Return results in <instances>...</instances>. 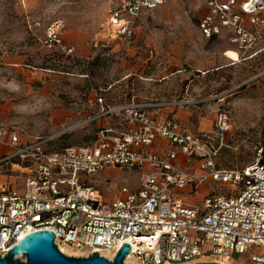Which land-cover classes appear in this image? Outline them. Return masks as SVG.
I'll return each mask as SVG.
<instances>
[{
    "label": "built area",
    "instance_id": "obj_1",
    "mask_svg": "<svg viewBox=\"0 0 264 264\" xmlns=\"http://www.w3.org/2000/svg\"><path fill=\"white\" fill-rule=\"evenodd\" d=\"M199 1L207 9L198 24L205 39L224 38L238 54L254 52L251 57L264 51V0ZM163 3L122 0L108 11L109 38L132 42L141 14ZM64 29L62 21L53 22L40 43L71 58L77 51L63 40ZM201 103L132 100L108 105L98 98L99 111L79 127L106 119L121 124L101 126L90 144L60 152L48 150L47 142H23L15 128L1 127L0 168L27 164L31 171L23 195L0 188V256L32 233L51 231L60 252L63 247L86 257L97 253L108 261L127 244L126 259L132 257L136 264H222L234 262L232 254L250 255V264H264L263 150L256 162L239 171L219 169L216 160L228 132L227 113L216 116L215 141L161 113ZM184 159L196 169L181 168ZM118 168L135 172L138 188L123 186L108 201L86 182ZM207 179L231 192L208 195L194 205L179 195L187 188L194 194ZM208 244L212 248L206 252Z\"/></svg>",
    "mask_w": 264,
    "mask_h": 264
},
{
    "label": "rangeland",
    "instance_id": "obj_2",
    "mask_svg": "<svg viewBox=\"0 0 264 264\" xmlns=\"http://www.w3.org/2000/svg\"><path fill=\"white\" fill-rule=\"evenodd\" d=\"M121 1L0 0V128H15L23 142H47L48 150L60 152L90 144L102 124H121L106 119L79 127L99 111L98 98L108 105L206 100L178 117L187 130L215 141L216 116L228 114L217 167L239 171L256 162L260 150L264 161V51L251 57L254 52L237 54L224 38L205 39L198 30L199 0H164L141 14L132 42L112 41L105 22ZM55 21L63 22V40L76 47L74 57L42 48ZM186 161L181 168L194 171L196 164ZM30 169L27 164L0 168V188L23 195ZM86 182L108 201L123 186L138 188L137 174L120 168ZM227 187L207 179L194 194L179 195L194 205L208 195L230 193ZM211 248L208 244L205 251ZM249 256L232 254L230 264H250Z\"/></svg>",
    "mask_w": 264,
    "mask_h": 264
},
{
    "label": "water",
    "instance_id": "obj_3",
    "mask_svg": "<svg viewBox=\"0 0 264 264\" xmlns=\"http://www.w3.org/2000/svg\"><path fill=\"white\" fill-rule=\"evenodd\" d=\"M129 254L130 246L124 244L112 261L99 257L97 253L78 258L65 256L55 245L54 234L51 231H42L30 234L13 247L5 257L0 256V264H124Z\"/></svg>",
    "mask_w": 264,
    "mask_h": 264
},
{
    "label": "crops",
    "instance_id": "obj_4",
    "mask_svg": "<svg viewBox=\"0 0 264 264\" xmlns=\"http://www.w3.org/2000/svg\"><path fill=\"white\" fill-rule=\"evenodd\" d=\"M199 3H200V5H201V7H202V9H203V13L201 14V16L202 15H204L206 12H207V9H206V7L199 1ZM200 21V20H199ZM199 24V23H198ZM199 30V29H198ZM136 38V30H135V37H134V39ZM119 42H121V41H119ZM122 43V42H121ZM70 46H73V47H75L74 45H71L70 44ZM76 48V47H75ZM76 51H77V49H76ZM166 100H171V99H159V100H153V99H144V100H136V101H148V102H157V101H166ZM202 103H205V100H202ZM201 103V104H202ZM198 106V105H197ZM181 110H183V109H179V110H176V111H174L173 113H170L169 111L168 112H161V113H169V115L171 116V118H173V119H175L176 121H177V123H179L181 126H182V124H181V120L179 119V117H178V114H179V112L181 111ZM104 126V124H102V127ZM182 128H184L183 126H182ZM186 130H187V128H185ZM191 132V131H190ZM192 133H194V132H192ZM161 142L160 141H158L155 145H154V148H157L158 146H159V144H160ZM163 143H165V142H163ZM152 150H153V148H152ZM187 167V166H186ZM109 170H111V169H109ZM186 191H188L189 193L192 191V188H187L186 189Z\"/></svg>",
    "mask_w": 264,
    "mask_h": 264
},
{
    "label": "bare ground",
    "instance_id": "obj_5",
    "mask_svg": "<svg viewBox=\"0 0 264 264\" xmlns=\"http://www.w3.org/2000/svg\"><path fill=\"white\" fill-rule=\"evenodd\" d=\"M61 253L64 254L65 256L67 255L69 257H76V258H78V257H86L85 254H82V253L76 252V251H72V250H70L68 248H63V247L61 248ZM18 258H21V257H18ZM107 258L109 260H111V257L110 256H107ZM124 264H136V262L132 259V257H129V258H127L125 260V263ZM222 264H230V262H224Z\"/></svg>",
    "mask_w": 264,
    "mask_h": 264
}]
</instances>
